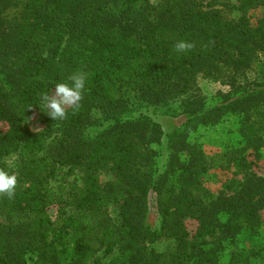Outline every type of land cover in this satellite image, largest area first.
Masks as SVG:
<instances>
[{
  "label": "trees",
  "instance_id": "1",
  "mask_svg": "<svg viewBox=\"0 0 264 264\" xmlns=\"http://www.w3.org/2000/svg\"><path fill=\"white\" fill-rule=\"evenodd\" d=\"M260 7L264 0H0V169L17 177L15 195L0 194V264H105L99 253L115 251L108 264H220L244 229L257 234L264 176L247 154L260 159L264 149V15L256 26L249 16ZM178 41L192 47L178 53ZM75 72L87 76L81 106L53 121L41 97ZM199 77L230 94L208 105ZM151 108L184 120L166 135L144 112ZM37 112L45 129L32 133L25 120ZM228 116L240 120L247 156L237 158L243 177L214 197L203 185L207 156L190 136ZM155 145L167 152L163 166ZM63 168L82 172L83 185L57 227L49 186ZM105 174L114 180L102 182Z\"/></svg>",
  "mask_w": 264,
  "mask_h": 264
},
{
  "label": "rangeland",
  "instance_id": "2",
  "mask_svg": "<svg viewBox=\"0 0 264 264\" xmlns=\"http://www.w3.org/2000/svg\"><path fill=\"white\" fill-rule=\"evenodd\" d=\"M153 2L156 0H152ZM231 4L239 5V0H228ZM264 8L260 7L249 12L252 26H256L258 20L263 17ZM239 12H234L233 18L238 19ZM198 87L208 105L213 106L220 104L223 97L230 94L231 88L222 82H215L198 78ZM153 119L162 124L165 134L171 133L178 127L183 117H174L166 109L156 108L144 110ZM25 125L32 133H40L45 129L42 114L34 113L25 120ZM166 141V137L164 139ZM190 141L199 144L204 150L209 170L203 175V185L214 196H218L219 192L235 179H241L243 176L240 172L238 157L248 159L255 164L256 171L264 176V149L261 151V158L250 156L249 153L242 152L245 140L240 133V120L236 116H228L222 122L213 126H202L193 132ZM158 151L159 165L163 166L167 159V152L164 147L155 145ZM15 158L9 160V164L13 167ZM12 170H15L12 169ZM102 182L113 181L112 174H105L101 178ZM83 185V173L79 170L69 171L68 168L60 170L58 176L51 180L50 190L55 194L54 203L48 211V215L57 227L63 225L66 219L75 212L71 206L70 196L73 192H78L77 188ZM151 206V212L156 213L155 207ZM110 211L115 215L116 210L111 208ZM156 224H159V218L156 217ZM194 221L189 222L190 229L195 227ZM169 241L162 240L155 247L160 252L164 251ZM234 254L239 255V264H246V256L249 257V264H264V223L257 234H252L244 229L242 234L238 236L237 241L233 244H226V248L220 255V264H231ZM117 251L111 255L104 252L99 253L98 258L102 262L108 264L109 261L116 257Z\"/></svg>",
  "mask_w": 264,
  "mask_h": 264
},
{
  "label": "clouds",
  "instance_id": "3",
  "mask_svg": "<svg viewBox=\"0 0 264 264\" xmlns=\"http://www.w3.org/2000/svg\"><path fill=\"white\" fill-rule=\"evenodd\" d=\"M192 44L185 41H178L175 49L178 53L186 52ZM87 76L83 72L71 74L66 81L55 84L54 92L45 93L41 102L47 115L53 121H63L68 116V109L73 112L79 110L86 90ZM17 177L9 171L0 169V194H6L9 198L15 195Z\"/></svg>",
  "mask_w": 264,
  "mask_h": 264
}]
</instances>
